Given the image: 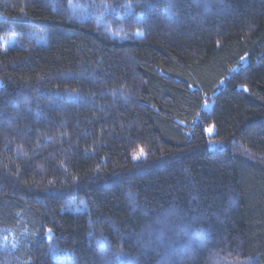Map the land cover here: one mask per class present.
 Instances as JSON below:
<instances>
[{
    "label": "trees",
    "instance_id": "1",
    "mask_svg": "<svg viewBox=\"0 0 264 264\" xmlns=\"http://www.w3.org/2000/svg\"><path fill=\"white\" fill-rule=\"evenodd\" d=\"M0 264H264V0H0Z\"/></svg>",
    "mask_w": 264,
    "mask_h": 264
},
{
    "label": "rangeland",
    "instance_id": "2",
    "mask_svg": "<svg viewBox=\"0 0 264 264\" xmlns=\"http://www.w3.org/2000/svg\"><path fill=\"white\" fill-rule=\"evenodd\" d=\"M11 44H12V43L6 45V44L3 43V48H8ZM205 108H208V105H207V104H206ZM207 133H208V135H212V134L214 133V129H213V127H209V128H207ZM137 156H138V155H137Z\"/></svg>",
    "mask_w": 264,
    "mask_h": 264
}]
</instances>
